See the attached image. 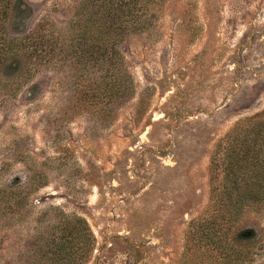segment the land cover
I'll use <instances>...</instances> for the list:
<instances>
[{"label": "rangeland", "instance_id": "374dc122", "mask_svg": "<svg viewBox=\"0 0 264 264\" xmlns=\"http://www.w3.org/2000/svg\"><path fill=\"white\" fill-rule=\"evenodd\" d=\"M21 1L24 27L6 33L44 46L0 63V191L33 207L0 214V264L33 259L45 211L87 221L85 264H264V202L227 235L208 207L216 142L264 108V0H148L119 27L118 94H94L106 71L82 52L105 0Z\"/></svg>", "mask_w": 264, "mask_h": 264}, {"label": "trees", "instance_id": "16d2710c", "mask_svg": "<svg viewBox=\"0 0 264 264\" xmlns=\"http://www.w3.org/2000/svg\"><path fill=\"white\" fill-rule=\"evenodd\" d=\"M147 3L148 0H105L95 24L90 22L91 19H85V27H95L96 31L88 39L92 50L82 52L93 55L97 65L101 64L106 71L97 76L94 94H118L122 84L116 44L124 34L119 27L139 18L138 11H144ZM29 12V6L21 0H0L1 65L10 57V62L19 68L24 59L21 56L29 55V45L33 52H39L37 55L42 54L43 36L20 38L6 33L9 30L11 34H20ZM123 80L122 91L126 88L124 76ZM125 91L128 93L130 88ZM209 164L208 207L214 212L218 211L217 215L226 220L228 224L223 233L227 235L236 224L241 210L264 202V108L237 120L218 139ZM32 207L27 192L17 191L11 184L3 186L0 191V214H16L25 220ZM45 212V216L35 218L44 228L33 239L34 257L25 258L27 264H85L95 245L87 221L79 215L65 214L53 220V215ZM215 218L216 214H211L207 218L197 219V224L209 225V232L214 228L211 224ZM235 230L238 239L240 232Z\"/></svg>", "mask_w": 264, "mask_h": 264}]
</instances>
